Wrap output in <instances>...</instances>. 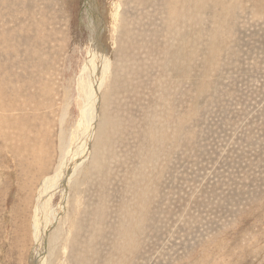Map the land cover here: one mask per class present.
<instances>
[{"label": "rangeland", "instance_id": "1", "mask_svg": "<svg viewBox=\"0 0 264 264\" xmlns=\"http://www.w3.org/2000/svg\"><path fill=\"white\" fill-rule=\"evenodd\" d=\"M87 2L0 0V264H30L80 119ZM110 59L104 153L50 264H264V0H117Z\"/></svg>", "mask_w": 264, "mask_h": 264}, {"label": "bare ground", "instance_id": "2", "mask_svg": "<svg viewBox=\"0 0 264 264\" xmlns=\"http://www.w3.org/2000/svg\"><path fill=\"white\" fill-rule=\"evenodd\" d=\"M94 1L95 8L92 5L89 8L88 2L85 6L88 9L85 22L89 35L86 44L88 54L85 62L83 61L81 76L76 80L80 119L71 133V139L62 135L60 165L53 174L43 177L40 182L32 217L35 246L32 249L30 264H50L53 253L58 254L59 250L64 252L68 247L75 223H72V220L77 217L72 218L67 207L69 203L73 205L74 197L78 193L76 190H79L82 184L79 179L81 172L87 167L90 171L98 167V158L105 149L101 144L110 125V119L107 118L112 86L110 53L114 45L117 0L105 2L108 7L104 10V15L100 11V0ZM102 130L104 137L100 138ZM89 158L91 161L86 164ZM56 196H59L60 200L54 204ZM68 196L70 198L65 203ZM60 233H64L65 237H60ZM58 240L64 242L63 248L61 242L56 244Z\"/></svg>", "mask_w": 264, "mask_h": 264}]
</instances>
